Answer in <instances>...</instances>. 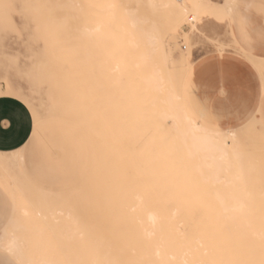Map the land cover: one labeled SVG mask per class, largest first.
Returning <instances> with one entry per match:
<instances>
[{"label":"rangeland","instance_id":"obj_1","mask_svg":"<svg viewBox=\"0 0 264 264\" xmlns=\"http://www.w3.org/2000/svg\"><path fill=\"white\" fill-rule=\"evenodd\" d=\"M63 1L51 0L50 5L54 7L65 5L69 0ZM236 1L199 0L202 4L198 14L200 18L195 16L194 23L187 27L189 18L192 17L188 14V19L183 22L177 35V49L172 59L168 60L167 69L173 68V63L179 62L182 58L194 62L202 55V51L224 49L226 46L224 43L221 44V41L227 40L231 28L229 21L231 12L228 13V7L231 5L233 8L237 7ZM47 7L48 4L44 0H0V96L13 97L23 102L30 109L35 126L42 129L39 140L31 143L26 152L31 161L28 177L25 173L11 170L20 162V154L18 161L14 160L13 156L6 155L5 164L0 163V174L12 186L15 193L13 223L20 224L18 228L15 225L9 231L11 236L6 242L7 249L17 254L20 260L24 258V264H41L45 260L54 264L58 262L59 264H130V262L181 264L176 245L169 235L168 224L161 214L180 207L181 200H185V208L189 211L184 210L179 217L183 216L186 220L220 209L221 206L214 204L212 199L209 203V198H202L201 195L197 198L189 195L183 199L178 198L172 187L156 189L152 185V187L148 186L149 191L146 192V183L138 177L140 162L143 161L138 156L145 144L142 141L137 143L131 141L129 145L119 130L130 128L140 131L144 126L143 120L150 118L153 110L139 109L137 114L128 115L117 109L120 98L113 96L117 93L107 91V94L104 93V98H116L115 108H109L107 101L105 103L100 96L97 100L91 89L94 86L99 93H103L107 89L103 81L90 80L87 83L73 80L72 87L56 59L54 32L46 13ZM143 7H147L146 3ZM147 11H150L147 15L151 17L158 14L157 8ZM59 12L60 17L71 14L70 11L64 10ZM214 23L223 24V33L215 29ZM192 66L184 65L182 69L184 74H188ZM178 83H176L177 89H179ZM83 89L88 91L87 94L92 99L86 103V106L98 108L105 105L106 110L99 121H92V115L86 118L87 121L85 120L83 116L85 104L81 101ZM186 91L185 85L183 103L190 117L197 123L201 122V125L198 124L204 129L224 135L232 149L243 153L244 161L256 164L257 168L251 173V179L255 181L252 179L251 182L258 187V192H262L264 132L261 127L251 123L240 128L225 130L217 122H213L212 118L197 117L191 109L192 103ZM123 99L130 101V97ZM168 126L172 127L171 121ZM218 127L222 131L216 130ZM73 132L84 145L86 167L81 177L68 186V183L52 180L53 170L50 167L56 168L58 164L55 161L58 155H55V158L48 156L50 147L47 140L52 137L57 138L63 133L73 134ZM59 153L60 151H57V154ZM120 157L121 164L117 163ZM168 160L175 161L173 158ZM178 181L183 185L181 183L179 185ZM178 181H172L173 185L176 184L175 187L185 189L187 192L191 185L195 187L193 192L195 194L205 190L203 189L205 186H198L201 183L199 176L193 181L185 177ZM45 197L49 200L52 197L58 198L60 205L58 208L64 209L65 212L57 215L56 218H51L45 213L44 204L39 202ZM262 199L264 201V198ZM246 207L250 208L245 206L243 209L251 212L234 214L238 219L246 217L248 221L233 223L259 224V219L264 218V212L259 214L258 211L261 207L258 205L251 206L250 209ZM156 210L161 214H159L158 227L154 228L149 217ZM209 214L219 219L233 216V213ZM261 224L264 222L261 221Z\"/></svg>","mask_w":264,"mask_h":264},{"label":"bare ground","instance_id":"obj_2","mask_svg":"<svg viewBox=\"0 0 264 264\" xmlns=\"http://www.w3.org/2000/svg\"><path fill=\"white\" fill-rule=\"evenodd\" d=\"M44 1L48 4L45 9L54 32L56 59L71 86L73 80L87 83L90 80L103 81L107 86L103 93H99L94 86L91 89L96 98L100 96L105 103L107 101L109 108H115L116 98H104L107 91L117 93L113 95L120 98L117 109L128 115L137 114L139 109L153 110L150 118L143 120L144 126L140 131L130 128L119 130L129 145L131 141L145 144L138 156L143 160L138 177L146 183V192L152 185L156 189L172 187L178 198L188 195L197 198L201 195L202 198H209V203L212 199L214 204L221 206L186 220L183 216L179 217L184 210H188L185 200H181L180 207L173 211L161 214L156 210L150 215L154 228L158 227L159 214L165 218L181 264H264V224H261L264 218L259 219L257 225L233 223L248 221V218L238 219L234 214L251 212L243 209L245 206L251 208L258 205L261 207L259 214L264 212V190L258 192V187L251 182L256 164L244 161L243 153L232 149L224 135L204 129L188 114L183 103L187 73L184 74L182 69L194 62L182 58L179 62H172L173 68L167 69L168 60L177 49L176 39L183 22L188 19V14L193 20L199 14L202 7L199 0H69L65 5L55 7L50 5L51 0ZM145 3L147 7H143ZM149 8H157L158 14L156 12L155 17L147 15ZM61 10L71 14L68 12L70 15L60 17L58 13ZM81 93L85 120L92 115V121H99L106 110L105 105L98 108L86 106L92 99L86 89ZM123 97H130V101H125ZM169 121L172 127L168 126ZM6 155L16 160V153H0V163H4ZM121 157L117 163L121 164ZM168 158L175 161L170 162ZM197 176L201 179L198 186L206 187L202 193H193L195 187L192 185L187 192L172 183L184 177L193 181ZM46 197L39 202L44 204L47 215L56 218L65 212L58 208V198L49 200ZM211 212L233 213L234 218L231 215L224 220L219 219L212 217ZM192 221L195 223H188ZM48 261L41 264H54Z\"/></svg>","mask_w":264,"mask_h":264},{"label":"crops","instance_id":"obj_3","mask_svg":"<svg viewBox=\"0 0 264 264\" xmlns=\"http://www.w3.org/2000/svg\"><path fill=\"white\" fill-rule=\"evenodd\" d=\"M236 2L237 7L232 5L228 11L231 34L229 30L223 42L226 47L201 52L187 74L186 94L197 117L212 118L225 130L256 123L264 132V58L260 55L264 49V0ZM214 27L223 33L222 23H214ZM41 132L23 102L0 96V153H16L17 161L21 156L12 171L30 175L31 161L26 152L31 143L39 140ZM47 144L48 156L58 155V165L50 167L52 180L68 186L74 184L86 167L84 145L77 134L63 133L48 139ZM14 201V190L0 174V264H24L25 260L6 247L9 231L20 225L13 223Z\"/></svg>","mask_w":264,"mask_h":264},{"label":"built area","instance_id":"obj_4","mask_svg":"<svg viewBox=\"0 0 264 264\" xmlns=\"http://www.w3.org/2000/svg\"><path fill=\"white\" fill-rule=\"evenodd\" d=\"M193 23H194V20L193 19H189L188 24H187V27L190 26V25H192Z\"/></svg>","mask_w":264,"mask_h":264},{"label":"snow or ice","instance_id":"obj_5","mask_svg":"<svg viewBox=\"0 0 264 264\" xmlns=\"http://www.w3.org/2000/svg\"><path fill=\"white\" fill-rule=\"evenodd\" d=\"M260 55H261L262 58H264V49H262Z\"/></svg>","mask_w":264,"mask_h":264}]
</instances>
